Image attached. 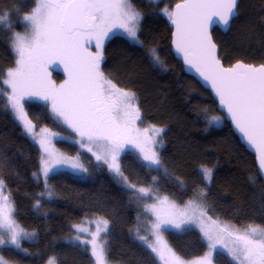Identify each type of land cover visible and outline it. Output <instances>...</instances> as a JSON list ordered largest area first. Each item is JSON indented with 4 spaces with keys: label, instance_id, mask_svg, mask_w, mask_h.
I'll return each instance as SVG.
<instances>
[{
    "label": "trees",
    "instance_id": "16d2710c",
    "mask_svg": "<svg viewBox=\"0 0 264 264\" xmlns=\"http://www.w3.org/2000/svg\"><path fill=\"white\" fill-rule=\"evenodd\" d=\"M179 1L131 0L143 15L141 43L115 33L104 44V72L136 94L143 123L164 127L163 167L149 166L126 147L120 168L128 183L151 187L181 205L194 199V193L204 192L203 201L213 217L238 227H264V181L255 156L241 143L211 92L184 71L172 52V28L163 9L173 8ZM33 7L34 0H0V12H6L10 20L0 25V79H6L7 70L16 66L13 35L26 30L22 16ZM213 36L226 66L238 61L264 63V0H240L230 30L223 33L216 27ZM153 48L163 67L153 63ZM53 73L58 80L65 77L57 69ZM25 107L37 127L60 134L57 146L71 155L81 154L89 169L86 176L66 171L50 174L47 183L53 194L51 198L41 196L47 191L44 181L33 175L40 167V148L1 97L0 177L14 202L17 220L37 237L24 241V250L0 246V255L18 264H48L50 258H55L56 264H94L90 247L74 241L77 233L73 225L89 216H102L110 222L106 246L112 264H161L137 236L145 200L153 202V198L127 188L106 164L81 150L78 135L55 116L49 102L32 98L25 101ZM211 116L219 122L209 123ZM205 166L213 170L211 184L203 176ZM37 200L39 208L35 207ZM165 234L169 245L184 259H195L208 251V244L195 229L178 231L169 226ZM216 262L235 264L222 252L217 253Z\"/></svg>",
    "mask_w": 264,
    "mask_h": 264
},
{
    "label": "snow or ice",
    "instance_id": "6c2138e0",
    "mask_svg": "<svg viewBox=\"0 0 264 264\" xmlns=\"http://www.w3.org/2000/svg\"><path fill=\"white\" fill-rule=\"evenodd\" d=\"M34 4L35 7L22 16L29 30L13 36L16 66L7 70L6 79H0V84L10 88L7 104L23 122L26 132L43 149L40 172L33 174L37 180L42 178L44 181L47 191L40 195L51 198L53 193L47 181L56 168L68 166L82 172L87 169L76 162L78 157L76 160L57 157L48 150L46 139L34 131L35 125L24 111L25 96L49 102L55 116L78 135L82 148L92 152L97 161H102L121 177L127 188L148 195L151 189L137 188L127 182L117 162L118 155L125 144L133 142L135 133V139L142 138L148 145L140 148L142 160L157 169L163 167L154 149L158 143L155 137L164 129L155 125L143 129L137 127L141 114L136 94L118 87L101 69L102 41L113 29L123 30L132 41L140 43L138 32L142 13L134 9L131 0H34ZM237 5L238 0H182L173 10L163 9V14L175 28L173 44L176 52L210 82L220 105L226 108L236 128L257 154L258 170L264 176V64L238 62L232 67H224L210 32L214 24L227 28L237 15ZM9 23L8 14L0 12V25ZM93 44L96 52L91 51ZM151 53L153 63L163 67L154 48ZM52 64L64 66L68 78L63 84L57 86L49 78L47 69ZM4 96V89L0 88V97ZM218 122V117L209 119V123ZM40 131L53 137L58 135L49 129ZM91 145L103 155L93 152ZM202 173L210 182L212 169L203 168ZM5 191V181L0 177V246L10 244L20 249L22 239H32L36 234L25 231L15 221L12 216L14 202ZM194 196L182 209L173 203L174 211H162L155 204L147 206L156 216L150 229L156 239L149 242L147 236L137 233L138 239L164 264H186L166 242L161 241V229L162 226L182 229L196 224L208 241V252L191 264H212L211 255L217 244L227 250L236 264H264V227L251 224L244 228L231 224L221 226L207 214L208 208L203 201L206 193H194ZM167 200L165 197L159 203ZM35 207H40L39 200ZM90 224H95L94 232L85 226ZM73 228L77 233L74 241L81 246H91L94 264H107V240L101 239L100 234L108 232V221L86 219ZM81 233L91 238L82 239ZM225 235L231 246L224 243L222 237ZM0 264H8V261L0 256ZM48 264H56L55 258H50Z\"/></svg>",
    "mask_w": 264,
    "mask_h": 264
},
{
    "label": "rangeland",
    "instance_id": "374dc122",
    "mask_svg": "<svg viewBox=\"0 0 264 264\" xmlns=\"http://www.w3.org/2000/svg\"><path fill=\"white\" fill-rule=\"evenodd\" d=\"M135 9V8H134ZM136 10V9H135ZM169 10H173V8H169ZM140 12V11H139ZM141 13V12H140ZM143 20V19H142ZM142 20H141V22H140V26H141V23H142ZM24 22V21H23ZM25 23V22H24ZM26 24V23H25ZM29 29H28V27L26 26V30H24V31H15L14 33H20V34H25L27 31H28ZM115 33H119V34H123V35H125V36H127L124 32H123V30H119V29H113V31L112 32H110L109 34H108V36L102 41V55H103V59H102V62H103V60H104V53H103V47H104V44L106 43V41L108 40V38L111 36V35H113V34H115ZM14 36V35H13ZM138 37H139V32H138ZM129 38V37H128ZM130 39V38H129ZM131 40V39H130ZM132 41V40H131ZM139 41H140V43H141V40H140V37H139ZM133 43H136L135 41H132ZM91 51H93V52H96L97 51V49L95 48V46H94V44H93V46L91 47ZM102 62H101V69L103 70V68H102ZM54 69H57V70H59V71H61L63 74H64V79H61V80H58L56 77H55V75H54V73H53V71H54ZM48 74H49V78L58 86V85H60V84H63L64 83V81L68 78V75H67V72L66 71H64V66L63 65H59V64H52V65H50L49 67H48ZM104 71V70H103ZM105 73V72H104ZM105 75L106 76H108L106 73H105ZM109 77V76H108ZM110 78V77H109ZM111 79V78H110ZM112 80V79H111ZM113 81V80H112ZM113 83L114 84H116L117 85V83H115L114 81H113ZM118 87H120L119 85H117ZM0 88H3L4 89V92H5V98H6V96L10 93V88L7 86V85H4V84H0ZM120 88H122V87H120ZM124 89V88H123ZM125 90H127V89H125ZM32 98H38V97H28V96H25V98H24V101H23V106H24V111L27 113V110H26V107H25V101L26 100H28V99H32ZM0 101H1V97H0ZM8 108L11 110V112H12V114H13V116H14V118L18 121V123L22 126V128L24 129V131H25V133L31 138V136H30V134L29 133H27L26 132V130H25V128H24V125H23V122L22 121H20L18 118H17V116L14 114V112H13V110L11 109V107L8 105ZM140 114H141V110H140ZM27 118L29 119V120H31L32 121V123L35 125V123L33 122V120L30 118V116H29V114L27 113ZM149 125H155L156 126V124H152V123H143V121H142V114H141V120L140 121H137L136 122V126L137 127H139L140 129H143V128H146V127H148ZM156 127H158V128H163L164 129V127H162V126H156ZM41 129H49V130H51V132H54V133H57V132H55V131H53L52 129H50V128H48V127H42V128H39V127H37L36 125H35V129H34V131L36 132V133H39L42 137H44L45 139H46V146L48 147V150L50 151V152H53L57 157H60V156H64V157H68V158H70V159H72V160H76V158L78 157V161H76V162H78L79 164H82L83 166H84V168H86L87 169V172H82V171H77V170H73L72 168H70V167H68V166H64V167H59V168H56L55 170H54V172H58V171H66V172H70V173H73V174H76V175H80V176H86L87 174H88V169H89V167H88V163H87V161L82 157V155L81 154H77V155H71V154H69V153H67V152H65V151H63V150H61L58 146H57V140L58 139H61L62 138V136L60 135V134H58L57 136H55V137H53V136H51L48 132H43V133H41ZM149 135H151V134H149ZM32 139V138H31ZM155 139L157 140V145L155 146V151L156 152H158V154H159V158H160V152H161V149H162V147L164 146V140H163V132L160 134V136H158V137H155ZM33 140V139H32ZM34 141V140H33ZM35 142V141H34ZM38 146H39V148H40V151H41V156L44 154L43 153V149H41V147H40V145L37 143V142H35ZM78 144L80 145V143L78 142ZM137 145H139V146H137ZM162 145V146H161ZM91 147L93 148V152H98V154H100V155H103V152L102 151H100V150H98L96 147H95V145H91ZM126 147H130V148H132L135 152H137L139 155H140V148L141 147H145V148H147L148 147V145H145L144 143H143V140H142V138L141 139H139V140H137V139H135V133H133V142L132 143H128V144H125L124 145V148H123V151L118 155V160H117V162H118V164H119V166H120V164H121V158H122V156H123V154L125 153V151H126ZM80 148H81V150H83L84 152H86V153H88V154H90L93 158H94V160L95 161H97L96 160V158H95V156L93 155V153L92 152H88L87 151V149L86 148H82L81 146H80ZM140 157H141V155H140ZM97 162H101V163H103L102 161H97ZM147 162V161H146ZM148 163V162H147ZM40 164H41V162H40ZM203 168H210V167H202V169ZM210 169H212V168H210ZM40 172V167H39V169H38V171L36 172L37 174ZM54 172H52V173H54ZM52 173H50V174H52ZM49 174V175H50ZM212 176H213V170H212ZM35 179L37 180V178L35 177ZM42 179V178H41ZM41 179H39V180H41ZM207 181V180H206ZM207 183L208 184H211L212 183V177H211V181L209 182V181H207ZM137 188H147V189H151V192L148 194V195H142V194H140V195H142V196H151L152 198H153V202H149V201H147V200H145V207H144V209H143V212H144V214L141 216H139V221L141 222V229L143 230H141V229H138V231H137V233H139V235L140 236H147L148 237V240H149V242H153V241H155V236L154 235H152L151 234V231H150V229H151V226H152V224L156 221V216H155V214L151 211V210H149L148 208H147V206H150V205H153V204H155L156 205V207L158 208V209H161L162 211H174V209H172V207H171V205L174 203L176 206H178V208H180V209H182L183 207H184V205H181V204H179V203H177V201L176 200H174L172 197H170V196H168V195H165V194H157L156 192H154V190H153V188H151V187H147V186H137ZM5 195H8V193L5 191ZM165 197H167L168 198V200L166 201V202H164L163 204H161V203H159V201H162ZM207 208H208V206H207ZM208 216H211L212 217V219L213 220H215V221H217L221 226H224L225 224H231V225H235V224H233V223H231V222H228V221H224V220H220V219H217V218H215V217H213L210 213H209V210H208ZM12 216H13V218L15 219V221L20 225V227L21 228H23L25 231H27V232H35V231H32V230H29V229H26L25 227H23L20 223H19V221L17 220V218H16V216H15V209H14V212L12 213ZM93 220V221H100V220H107L108 221V230H109V226H110V222H109V220L108 219H106V218H104V217H100V216H89V217H87V218H85L81 223H78V224H76V225H80V224H82L85 220ZM86 227H88L89 228V231L90 232H94L95 230H96V226H95V224H90V225H85ZM236 226V225H235ZM238 227V226H237ZM167 228V227H166ZM165 227H163L162 226V229H161V241L162 242H166V244L176 253V251L169 245V243H168V241H167V239H166V234H165V229H166ZM188 228H192V229H195V230H197V231H199L201 234H202V237H203V239H204V241L208 244V241L204 238V236H203V233H202V231H201V229H200V227L198 226V225H196V224H191V225H187L186 227H184V228H182V229H177L178 231H182V230H184V229H188ZM239 228H244V227H239ZM108 233V232H107ZM107 233H103V232H101V239H104V238H106V236H107ZM35 237L34 238H32V239H22L21 240V248L20 249H18V250H21V249H23L24 250V247H23V242L24 241H29V242H31V241H34L35 239H36V237H37V233L35 232ZM80 235H83V236H85L86 238L85 239H90L91 237H89V236H87V234H85V233H81ZM138 236V235H137ZM222 239H223V241H224V243H228L229 245H230V240H229V238L225 235V236H223L222 237ZM107 245V244H106ZM4 246H11V247H14L15 248V246H13V245H10V244H6V245H4ZM231 246V245H230ZM89 247H91V246H89ZM17 249V248H16ZM106 250H107V246H106ZM208 252V251H207ZM218 252H222V253H224V254H226L231 260H232V258L228 255V253H227V250L226 249H223L221 246H220V244H217V248H216V250L212 253V255H211V259H212V264H217V262H216V255H217V253ZM177 254V253H176ZM178 255V254H177ZM0 256H2V255H0ZM179 256V255H178ZM204 256V255H203ZM3 257V256H2ZM182 260H184L185 262H186V264H191V262L192 261H194V260H197L198 258H200V257H198V258H195V259H191V260H188V259H184V258H182L181 256H179ZM202 257V256H201ZM6 261H8V264H18V263H16V262H13V261H10V260H8V259H6L5 257H3ZM161 261V264H164V262L162 261V260H160ZM233 261V260H232ZM235 264H236V262L235 261H233ZM107 264H112L110 261H109V259H108V256H107Z\"/></svg>",
    "mask_w": 264,
    "mask_h": 264
},
{
    "label": "water",
    "instance_id": "95a60500",
    "mask_svg": "<svg viewBox=\"0 0 264 264\" xmlns=\"http://www.w3.org/2000/svg\"><path fill=\"white\" fill-rule=\"evenodd\" d=\"M181 1L177 2V3H181ZM176 3V4H177ZM239 3H240V0H238V5H237V15L232 19V21H230V24L227 28H225L223 25H220V24H214L211 28H210V32H211V35H212V39L213 41L216 43L215 39H214V36H213V30L217 27L219 28L223 33H227L230 28H231V25H232V22L233 20L238 16V7H239ZM175 4V5H176ZM175 5L173 6V9L175 8ZM169 24H170V27L172 28V34H171V47H172V52L174 53L175 57L180 60L182 62V65H183V68H184V71L190 75V76H193L204 88L208 89L211 94L213 95V97L215 98V100L217 101L218 103V109L223 112L225 114V117L226 119L231 123V126L234 130V132L238 135V137L240 138V141L241 143L246 147V149L252 153L254 156H255V160H256V165H257V168H258V161H257V154L255 153V151L248 145V143L246 142L243 134L236 128L235 126V123L232 121L231 119V116L228 114L226 108H224L223 106L220 105L219 103V98L217 97L216 93H215V90L211 87L210 85V82L208 81H205L203 79V77L200 76V74L196 71V69L194 67H192L191 65L187 64L183 58V55L180 54V53H177L176 50H175V46L173 44V39H174V32H175V28L174 26L171 24V22L169 21ZM217 45V55L222 63V65L224 67H232L233 65H235L236 63L238 62H243V61H238V62H235L233 65L231 66H226L223 61L221 60L220 58V49H219V46L218 44L216 43ZM244 64H253V63H247V62H243ZM261 64H264V63H261ZM253 65H256V64H253ZM260 64L256 65V66H259ZM259 171V170H258ZM260 173V172H259ZM261 175V173H260ZM262 179L264 181V176H262Z\"/></svg>",
    "mask_w": 264,
    "mask_h": 264
}]
</instances>
